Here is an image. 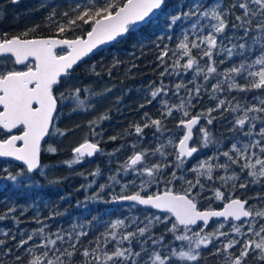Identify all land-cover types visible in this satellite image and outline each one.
Returning a JSON list of instances; mask_svg holds the SVG:
<instances>
[{"label": "snow or ice", "instance_id": "6c2138e0", "mask_svg": "<svg viewBox=\"0 0 264 264\" xmlns=\"http://www.w3.org/2000/svg\"><path fill=\"white\" fill-rule=\"evenodd\" d=\"M180 9L168 12V0H71L49 12L48 34L33 35L36 25L0 37V159L20 165L0 168V179L19 185L51 170L44 153H58L55 138L73 131L59 126L64 101L74 102L73 112H95L93 97L111 92L75 86L85 58L154 18L165 17L169 30L153 41L159 79L147 87L140 120L108 138L135 139L105 153V111L88 121L92 139L61 162L114 158L86 199L107 194L105 203L127 205L129 214L53 228L48 221L63 213L37 212L30 231L0 229V264H264V0H187ZM89 71L100 75L96 65ZM218 123L229 135L213 132ZM89 175L81 187L103 173ZM16 212L7 207L0 221L19 225Z\"/></svg>", "mask_w": 264, "mask_h": 264}, {"label": "trees", "instance_id": "16d2710c", "mask_svg": "<svg viewBox=\"0 0 264 264\" xmlns=\"http://www.w3.org/2000/svg\"><path fill=\"white\" fill-rule=\"evenodd\" d=\"M70 2L71 0H17V2L0 0V37L19 35L36 25H39V28L32 33L33 35L48 34L50 28L46 17L49 12L53 8L58 11L64 10ZM186 2L187 0H168V12L175 14ZM174 32L176 35L180 33L179 23L175 26ZM167 34H169L167 19L163 16L158 20L154 18L153 23L141 26L131 37H125L118 43L98 52L76 68L73 73V76L78 78L74 81L75 86L90 88L96 93H103L105 89L110 88L111 92L102 97H93L96 103L95 112L82 110L72 112L75 107L74 103L71 100L64 101L59 126L62 129L68 128L73 131H70L66 137L55 138L54 146L58 147V153H44L42 162L49 165L51 169H45V175L34 173L31 180L19 185L0 179V211L14 205L17 207L15 215L21 221L19 225L12 219L0 221V229L12 232H18L21 229L30 231L37 227L33 222V217L37 215V212L41 217L48 216L52 211L63 213L55 220L48 221L53 228L58 225L67 228L73 223L87 225L93 217L109 220L121 214H129L128 206H114L113 203H105L104 201L110 199L107 194H102L104 201L86 199L93 195L99 184L106 182L110 169L116 167L114 158L97 154L72 168L61 162L71 159L72 148L88 136V121L105 111L110 117L102 124L103 137L100 147L105 153H111L122 144L135 139V137H127L111 141L108 138L121 135L130 123L140 120L141 112L145 109H140L139 105L145 101L147 87L151 82H158L159 79V69L155 67L156 50L153 41H156L158 36ZM114 61H120V63L113 68L112 75L109 76L107 69L112 67ZM92 65H96V71L100 72L99 76L89 71ZM85 96L87 97V94ZM147 110L155 113L152 105H149ZM76 125L80 127L77 128ZM168 126L173 127L172 124ZM226 129V124L218 123L212 130L216 135L227 136L229 133ZM145 132L150 145L152 133L147 129ZM49 143L52 141L49 140ZM205 151L210 153L211 150L206 149ZM126 154V151L124 154L117 153V157L123 160ZM4 166H8L15 172L20 165L0 160V168ZM97 167L100 168L103 176L96 177V183L91 187H81L82 185L87 186L93 180L89 173ZM79 173H84V175H79ZM20 209H26L23 215H20ZM132 214H136V210H133ZM96 228H99V224L93 221V230ZM0 238L3 237L0 236Z\"/></svg>", "mask_w": 264, "mask_h": 264}, {"label": "water", "instance_id": "95a60500", "mask_svg": "<svg viewBox=\"0 0 264 264\" xmlns=\"http://www.w3.org/2000/svg\"><path fill=\"white\" fill-rule=\"evenodd\" d=\"M143 26V25H142ZM121 41V40H120ZM115 43H117V42H111V43H109V44H107V45H103V46H101L100 47V49L95 53V54H97L98 52H100L101 50H104V49H106V48H108V47H110V46H112L113 44H115ZM94 54V55H95ZM93 56V55H92ZM91 57V56H90ZM90 57H88V58H90ZM88 58H85V61L88 59ZM82 65V64H81ZM95 156V155H94ZM0 160H3V159H0ZM3 161H5V160H3ZM8 162H13V163H15V164H18L19 165V163L18 162H14V161H8ZM113 205L114 206H127V205H121V204H114L113 203Z\"/></svg>", "mask_w": 264, "mask_h": 264}, {"label": "rangeland", "instance_id": "374dc122", "mask_svg": "<svg viewBox=\"0 0 264 264\" xmlns=\"http://www.w3.org/2000/svg\"><path fill=\"white\" fill-rule=\"evenodd\" d=\"M104 98H105V97H104ZM72 102H73V101H72ZM73 103H74V102H73ZM72 112H73V111H72ZM88 130H89V129H88ZM88 132H89V131H88ZM88 138H90V137H88ZM45 146H46V145H45ZM45 146H44V147H45ZM46 147H47V146H46ZM94 157H95V156H94ZM91 158H93V157H91ZM86 159H87V158H86ZM86 159H85V160H86Z\"/></svg>", "mask_w": 264, "mask_h": 264}, {"label": "bare ground", "instance_id": "6f19581e", "mask_svg": "<svg viewBox=\"0 0 264 264\" xmlns=\"http://www.w3.org/2000/svg\"><path fill=\"white\" fill-rule=\"evenodd\" d=\"M118 43V42H117ZM116 44V43H115ZM114 45V44H113ZM109 48V47H108ZM107 49V48H106ZM105 50V49H104ZM102 51V50H101Z\"/></svg>", "mask_w": 264, "mask_h": 264}]
</instances>
